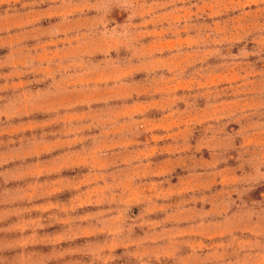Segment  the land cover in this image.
Here are the masks:
<instances>
[{
	"label": "rangeland",
	"instance_id": "1",
	"mask_svg": "<svg viewBox=\"0 0 264 264\" xmlns=\"http://www.w3.org/2000/svg\"><path fill=\"white\" fill-rule=\"evenodd\" d=\"M0 264H264V0H0Z\"/></svg>",
	"mask_w": 264,
	"mask_h": 264
}]
</instances>
